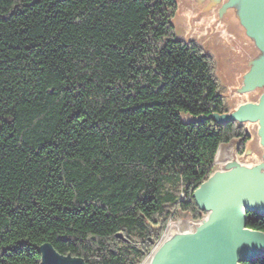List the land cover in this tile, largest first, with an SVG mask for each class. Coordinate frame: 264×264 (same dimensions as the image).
<instances>
[{
	"label": "trees",
	"instance_id": "trees-1",
	"mask_svg": "<svg viewBox=\"0 0 264 264\" xmlns=\"http://www.w3.org/2000/svg\"><path fill=\"white\" fill-rule=\"evenodd\" d=\"M175 0H0V264H141L243 125ZM264 231V217L248 213ZM122 233L123 237L118 234ZM244 264H264V257Z\"/></svg>",
	"mask_w": 264,
	"mask_h": 264
},
{
	"label": "water",
	"instance_id": "water-1",
	"mask_svg": "<svg viewBox=\"0 0 264 264\" xmlns=\"http://www.w3.org/2000/svg\"><path fill=\"white\" fill-rule=\"evenodd\" d=\"M175 3L177 33L214 45L224 57L232 83L222 95L234 103L223 113H182V122H234L249 138L241 153L243 138L219 145L210 176L193 193L200 217L179 210L181 219L168 222L141 264H244L264 257V231L248 227L249 212L264 217V0ZM39 249L42 264H87L50 242Z\"/></svg>",
	"mask_w": 264,
	"mask_h": 264
},
{
	"label": "rangeland",
	"instance_id": "rangeland-1",
	"mask_svg": "<svg viewBox=\"0 0 264 264\" xmlns=\"http://www.w3.org/2000/svg\"><path fill=\"white\" fill-rule=\"evenodd\" d=\"M175 29V27H174ZM176 34H178L179 37L182 38H186L185 33H177L178 31L175 29ZM191 41H195L197 42L204 50H206V52H209L210 54L213 55L214 60L216 62V75L223 87V93L228 94L230 91V85L232 83L231 78L229 76V74H227V71H225L224 67H225V63H224V57L221 55V52L219 51L218 48H216L214 45L211 46L209 43L206 45L204 42H202L201 40H199L198 38H195ZM222 93V94H223ZM228 104V107L230 108L231 106L234 105V103L230 100H228L227 98H225ZM241 148V146H240ZM239 148V150H240ZM245 149V148H244ZM241 153V152H240ZM180 215H179V211L178 214H175L174 217L170 220V221H178L180 220Z\"/></svg>",
	"mask_w": 264,
	"mask_h": 264
}]
</instances>
